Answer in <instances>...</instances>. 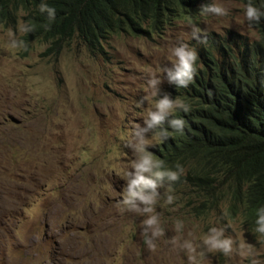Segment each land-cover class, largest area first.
Wrapping results in <instances>:
<instances>
[{
  "label": "rangeland",
  "instance_id": "obj_1",
  "mask_svg": "<svg viewBox=\"0 0 264 264\" xmlns=\"http://www.w3.org/2000/svg\"><path fill=\"white\" fill-rule=\"evenodd\" d=\"M213 2L226 14L179 20L160 36H114L102 55L78 40L57 55L36 41L10 49L8 42L15 39L19 48L24 33L11 28L13 37L6 38L9 27L0 25V264H190L189 256L194 264H249L253 258L264 264V236L228 213V202L205 217L180 207L179 192L171 202L178 205L156 202L152 213L119 203L123 174L135 158L133 129L145 127L146 110L168 96L163 69L172 67L171 49L181 43L194 48L206 32H255L243 4ZM193 26L202 30L195 37ZM153 78L155 97L148 86ZM153 132L143 133L150 144L159 142ZM152 214L162 234L148 248L143 220ZM211 226L232 238L229 256L202 244ZM246 250L251 255L242 256Z\"/></svg>",
  "mask_w": 264,
  "mask_h": 264
},
{
  "label": "clouds",
  "instance_id": "obj_2",
  "mask_svg": "<svg viewBox=\"0 0 264 264\" xmlns=\"http://www.w3.org/2000/svg\"><path fill=\"white\" fill-rule=\"evenodd\" d=\"M236 1L244 6V18L255 31L253 36L226 28L223 33L211 31L201 34L195 38L197 45H194V48L181 43L171 49L172 67L163 69L170 81L168 86L170 98L165 95L154 100L152 106L145 112V127L135 126L133 129L135 143L129 142V146L135 158L131 160L129 170L123 174L125 183L121 189L119 203L130 212L152 213V206L156 202L165 206L178 205L171 202L172 194L179 192L182 194L180 207L194 213L196 217H205L211 214L212 209L228 202V213L240 215L244 225L264 236V204L259 205L255 210L230 209L231 195L235 186L238 187V193H243L248 198L264 199V182L257 186L253 185L247 192L246 184L240 187V182L238 184L233 177L229 178L224 186H220L219 190L223 191V194L218 205L211 209H204L203 213L196 212L192 206L193 202L201 204L203 200L197 196V193L194 198L187 197L194 191L184 182L179 187L174 186L180 176L186 175V172L179 163L165 162L162 159L164 147L159 145L169 138V134L173 137L174 131L182 133L191 125L192 117L180 92L189 91L191 86L189 83L204 80L205 70L209 76V88L212 89L213 97L218 99L220 105L225 107L223 105L229 102H237L242 106L251 104L260 118L258 126L264 129V0ZM96 3L102 4V7L99 9L100 13H95L93 19H107L112 24L107 23L94 46H89L77 30L72 33V38L61 39L59 35H34L39 25H47L68 14L74 6V0H0V25L9 27L4 36L13 37L11 28H16L17 34L24 33L19 48L15 39H11L7 46L10 49L24 50L26 48L24 43L36 41L48 45L47 51L57 55L63 50L64 44L68 46L71 42L78 40L91 54L102 55L105 54L106 44L114 36L122 34H131L136 37L160 36L165 34L176 21L198 18L207 14L214 16L226 14L225 8L215 2L210 3V0H97ZM178 7L182 10L174 15L166 14L169 10ZM185 8L187 11L184 10ZM21 20L24 22L20 23ZM79 22H83L81 16L72 24ZM93 25L95 26L94 23ZM228 30L236 32L237 36L231 37L228 43L217 46L207 60L202 59L197 46L200 42H205L203 36L214 32L224 37L227 36L224 34ZM199 32H202L200 28L192 27V36L195 37ZM30 33L39 38L29 39ZM44 37L51 39L45 40ZM156 71L159 72L161 69L157 68ZM157 82L158 78L148 81L153 97L156 95ZM173 82L178 86L177 88L172 86ZM165 128H168L169 132ZM149 129L154 131L152 138L158 139V143L150 144L149 139L144 137L143 133ZM190 201L192 203L188 206ZM179 227L178 223L177 228ZM142 231L145 232L146 246L154 247L153 240L162 234L157 215L146 216ZM202 244L207 250H219L225 256H229L233 251L232 238L225 236L224 229L216 226L208 228L207 234L202 238ZM182 247L192 250L187 242ZM241 255H251V251L246 250ZM189 261L190 264H194V257L189 256ZM249 264H258V262L253 258L249 260Z\"/></svg>",
  "mask_w": 264,
  "mask_h": 264
},
{
  "label": "trees",
  "instance_id": "obj_3",
  "mask_svg": "<svg viewBox=\"0 0 264 264\" xmlns=\"http://www.w3.org/2000/svg\"><path fill=\"white\" fill-rule=\"evenodd\" d=\"M96 1L74 0V6L68 14L47 25H39L34 35L72 38V33L77 30L89 46H94L106 24H112L107 19H93L102 7ZM180 10L182 8L178 7L166 14L174 15ZM184 10L187 11V8ZM80 16L83 22L72 24ZM34 35L30 33L29 39L39 38ZM218 35L213 32L203 36L205 42H200L197 46L202 59L210 58L217 46L228 43L237 33L228 30L224 34L227 36ZM205 74L204 80L189 83V91L180 92L188 105L192 117L191 125L182 133L174 131L173 137L169 134V138L159 144L164 147L162 159L165 162L181 164L186 172L174 186L179 187L184 182L203 200L201 204H192L193 209L199 213L218 205L223 194L219 190L220 186H224L229 178L233 177L238 184L240 182V187L246 184L247 192L253 185L264 182V129L258 126L259 115L254 112L251 104L242 106L237 102H229L222 107L209 88L207 70ZM172 86L178 87L174 82ZM191 203L188 202V206ZM261 204H264V199L248 198L245 194L238 193L237 186L234 187L231 210H255Z\"/></svg>",
  "mask_w": 264,
  "mask_h": 264
}]
</instances>
